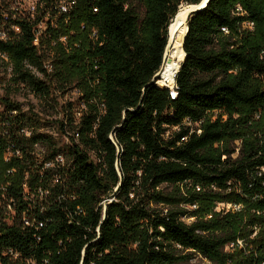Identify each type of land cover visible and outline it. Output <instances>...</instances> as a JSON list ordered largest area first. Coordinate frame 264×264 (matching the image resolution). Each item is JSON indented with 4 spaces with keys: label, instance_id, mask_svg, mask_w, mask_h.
<instances>
[{
    "label": "trees",
    "instance_id": "16d2710c",
    "mask_svg": "<svg viewBox=\"0 0 264 264\" xmlns=\"http://www.w3.org/2000/svg\"><path fill=\"white\" fill-rule=\"evenodd\" d=\"M58 1L0 14L14 85L77 89L85 106L54 123L58 142L0 98V264H264V0L190 16L174 97L155 79L169 26L202 0Z\"/></svg>",
    "mask_w": 264,
    "mask_h": 264
},
{
    "label": "rangeland",
    "instance_id": "374dc122",
    "mask_svg": "<svg viewBox=\"0 0 264 264\" xmlns=\"http://www.w3.org/2000/svg\"><path fill=\"white\" fill-rule=\"evenodd\" d=\"M0 98H9L11 101L19 103L23 113L27 116H38L42 118L43 122H48L47 126L51 127V134L58 142L63 138L58 134L59 131L54 123L64 116H78L85 110L82 95L73 88L61 91L56 89L51 97L45 100L35 98L28 91L14 85L10 79L9 64H5V62L0 63ZM193 257L192 264L207 263L197 255Z\"/></svg>",
    "mask_w": 264,
    "mask_h": 264
},
{
    "label": "built area",
    "instance_id": "2783aa9c",
    "mask_svg": "<svg viewBox=\"0 0 264 264\" xmlns=\"http://www.w3.org/2000/svg\"><path fill=\"white\" fill-rule=\"evenodd\" d=\"M75 4V0H59L57 3V10L59 14H68L69 11L72 9L73 5ZM43 7V4L41 0H0V14L3 16H7L9 13H12L14 17L16 16H30L32 20H36L37 16L40 15V10ZM47 22H48V17H45L44 20H42L35 28H34V35H35V40H34V45L39 46L42 40V37L44 36V32L47 29ZM249 27H252V24H248ZM11 31H14L15 33H18L20 31L19 27L17 26H11ZM10 35V32H7L5 27L3 25H0V41H6L8 39V36ZM60 41L63 43L65 42V38L60 39ZM42 48H45L42 47ZM166 52L164 54L163 58V64L165 61L166 57ZM5 62V64H9V72H10V77H11V72H12V64L9 60V58L0 53V63ZM162 64V65H163ZM44 68L47 70L48 73L52 72V65L51 61H46L44 64ZM162 70V67L160 71L156 74L155 77H157L158 81L160 79V72ZM39 76V75H38ZM176 84L172 88H168L170 90L171 96L174 97L176 95ZM67 142V141H66ZM64 159L62 156H58L55 160V162H49L45 164L46 168H51L56 164H63ZM197 191H200L198 188ZM190 209L195 210L196 206L190 207ZM239 206H234L231 204H223L220 203L217 205L216 212H221V211H236L239 210ZM194 219H189L187 222H191ZM239 246H242V242H238ZM234 248V244H231L227 246L226 250L230 251L231 249Z\"/></svg>",
    "mask_w": 264,
    "mask_h": 264
},
{
    "label": "bare ground",
    "instance_id": "6f19581e",
    "mask_svg": "<svg viewBox=\"0 0 264 264\" xmlns=\"http://www.w3.org/2000/svg\"><path fill=\"white\" fill-rule=\"evenodd\" d=\"M199 8L200 5L181 6L169 26V45L158 81V87L161 89L172 88L176 84V78L186 58L183 45L188 30V21L193 11Z\"/></svg>",
    "mask_w": 264,
    "mask_h": 264
},
{
    "label": "water",
    "instance_id": "95a60500",
    "mask_svg": "<svg viewBox=\"0 0 264 264\" xmlns=\"http://www.w3.org/2000/svg\"><path fill=\"white\" fill-rule=\"evenodd\" d=\"M208 2H209V0H202V2L199 4L200 5V8L198 10L193 11V13H196L198 11L203 10L207 6ZM187 33H188V30H187ZM187 33H186V35H187ZM186 35H185V37H186ZM168 45H169V41H168L167 47H168ZM167 47H166V49H167ZM157 77H155V79H157Z\"/></svg>",
    "mask_w": 264,
    "mask_h": 264
}]
</instances>
